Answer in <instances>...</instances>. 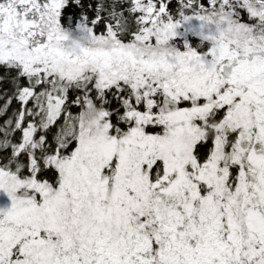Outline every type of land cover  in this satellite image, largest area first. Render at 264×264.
Returning <instances> with one entry per match:
<instances>
[{"label": "snow or ice", "instance_id": "snow-or-ice-1", "mask_svg": "<svg viewBox=\"0 0 264 264\" xmlns=\"http://www.w3.org/2000/svg\"><path fill=\"white\" fill-rule=\"evenodd\" d=\"M0 264H264V0H0Z\"/></svg>", "mask_w": 264, "mask_h": 264}]
</instances>
